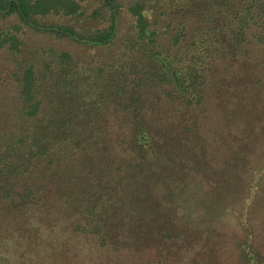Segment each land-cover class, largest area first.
Wrapping results in <instances>:
<instances>
[{"label": "trees", "instance_id": "16d2710c", "mask_svg": "<svg viewBox=\"0 0 264 264\" xmlns=\"http://www.w3.org/2000/svg\"><path fill=\"white\" fill-rule=\"evenodd\" d=\"M169 1L174 3L173 9L158 0L151 21L143 0H0V16L14 18L0 29V46L20 51L21 39L16 32L23 28L65 42L61 49L49 48L45 67L38 66L34 59L16 64L17 89L13 97L19 105L12 110L16 129L0 133V231L9 232L4 219L16 223L19 232H29L34 218L47 219L44 213L50 207L49 197L57 190L53 179L58 172L66 171L65 165L83 161L79 122L90 114H84L81 107L95 96L97 102L111 101L113 109L123 111L132 123L131 151L143 163V169H137L135 175L143 178L144 169L165 164L164 179L172 186L169 201L193 204L187 203L179 210L170 206L154 211L165 218L157 230L162 243L169 247H158L150 264H264V146L253 147L254 156L260 159L247 164L246 170L239 168L237 157L231 156L223 160L225 169L219 174L188 167L182 169L185 177H177L170 166L174 161L157 147V131L145 121V102L137 89L142 81L159 86L171 84L166 92L177 102L202 108L208 63L240 55L247 50V44L264 41V0ZM122 8L131 19L134 35L108 62L101 59L97 48L116 42ZM163 18L164 25L171 28L172 47L151 44L145 50L141 46L145 40L154 41L157 23ZM68 43L96 50L90 59L93 63L73 59L66 48ZM183 44L186 48L181 51ZM139 47L143 55L136 53ZM189 157L185 155L182 161L189 162ZM191 180H204L209 185L196 202L194 191L188 188ZM179 181L189 190L183 196L178 192ZM75 190L70 196L74 197ZM81 192L76 209L83 217L82 226L74 221L72 228L93 236L98 246L104 247L108 240L100 220L103 193L92 185ZM169 211L171 217L165 215ZM230 218L233 222L227 231L235 239L228 251L235 254L228 260L222 255L228 247L221 246L229 241L226 231L220 230L222 239L217 242L207 236L210 232L206 228L212 226L217 235V219L225 224ZM202 222H206V228L200 226ZM156 224L151 221L148 230ZM132 231L138 229L133 227ZM131 241L132 245L136 239ZM210 241L213 242L207 246ZM127 243L122 241L123 245ZM8 248L0 239V252Z\"/></svg>", "mask_w": 264, "mask_h": 264}, {"label": "rangeland", "instance_id": "374dc122", "mask_svg": "<svg viewBox=\"0 0 264 264\" xmlns=\"http://www.w3.org/2000/svg\"><path fill=\"white\" fill-rule=\"evenodd\" d=\"M143 1L152 21L159 2ZM159 1H164L169 8L174 4L169 0ZM123 11L122 8L116 42L97 48L101 59L106 58L108 62L117 54L119 47L128 43L134 35L131 19ZM11 21L14 22V18L0 16V29L6 28ZM164 22L165 18L157 23L154 41L145 40L146 44L141 47L145 50L151 44L172 47L169 42L171 28L165 26ZM16 33L21 39L20 51L0 46V133L16 129V116L12 111L16 104L19 105L13 97L17 89L16 64L22 60L34 59L38 66L45 67L43 65L49 59V48L61 49L65 44L47 33L28 28ZM128 39L130 40L126 41ZM141 47L135 51L138 55H143ZM66 48L77 62L93 63L90 59L95 57L93 54L96 50L89 46H72L68 43ZM180 48L182 51L186 47L183 44ZM125 58L126 56L123 59ZM207 69L202 108L184 106L177 102L166 92L171 84L159 86L142 81L140 88H137L145 102L142 109L145 121L157 131V147L174 161L170 162V166L180 178L185 177L182 169L186 170L188 167H193V171L199 168L206 174L211 170L219 174L225 169L223 160L231 159V156L237 157L239 168L245 169L254 159H260V156H254L256 151H253V147L258 144L264 146V41L247 44L244 53L227 60L218 58L211 64L208 63ZM90 80L93 81L91 78ZM95 98L91 96L81 107L84 114H90L86 120L79 122V134L84 140L81 147L84 151L81 153L83 161L65 165L66 171L58 172L53 179L57 190L49 197L50 207L44 213L47 219L34 218L29 232H19L16 223L4 219L9 232L1 230L0 233H3L0 239L9 248L0 252V264H136V260H140L137 264H150L149 259L158 247H169L162 243L157 230L165 218L154 211L170 206L179 210L186 207L187 203L193 204L190 201H169L168 192L172 191V186L164 179L167 174L165 164H156L147 171L144 169L143 178L135 175L137 169H143V163L131 151L132 123L123 111L113 109L109 103L111 101L97 102ZM4 145L10 146L5 142ZM204 152L211 154L204 155ZM199 154L200 156H196ZM185 155L190 156L189 162L182 161ZM179 182L178 192L183 196L189 190L194 191V202L209 187L204 180H191L187 191L186 186ZM91 185L103 193L100 220L108 240L104 247L98 246L93 236L84 235L72 228L74 221L78 226H82L83 221L79 209H76L78 193ZM74 189L73 197L70 194ZM171 211L165 215L171 217ZM153 220L158 225L148 230ZM217 220L220 226H217V235L212 226L206 228V222H202L200 226L206 228V232H210L207 236L217 242L222 239V236L219 238L220 230L226 231L224 235L229 241L221 243V246L228 248L222 251V255L223 258L232 259L235 253L228 250L235 238H230L233 235L227 230L233 219L230 218L225 224L221 219ZM133 227L138 231H132ZM133 238L136 241L131 245ZM122 241L129 243L123 245ZM212 242H208L207 246ZM116 244L120 245L118 249L113 247Z\"/></svg>", "mask_w": 264, "mask_h": 264}]
</instances>
